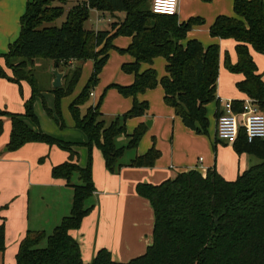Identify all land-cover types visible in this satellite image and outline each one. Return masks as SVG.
Segmentation results:
<instances>
[{
  "label": "trees",
  "instance_id": "16d2710c",
  "mask_svg": "<svg viewBox=\"0 0 264 264\" xmlns=\"http://www.w3.org/2000/svg\"><path fill=\"white\" fill-rule=\"evenodd\" d=\"M68 1L27 0L20 17L19 35L8 45L7 52L0 55L12 73L8 76L0 68V77L18 84L24 80L31 87L24 113L0 108V133L6 118L11 123L8 150L34 141L57 145L74 156L69 143L33 130L23 121L27 117L37 123L34 97L46 90L35 76L38 59L52 60L67 68L62 85L49 88L55 94L60 126L64 123L59 101L72 93L81 73L80 66L72 68L68 63L93 61L91 75L70 102L69 112L75 127L86 135L89 154L96 146L111 173L124 165L152 167L160 157L154 144L144 154H136L146 131L145 123L137 125L131 133L126 131L127 118L143 116L148 110V102L138 101L137 95L157 85L163 89L164 103L173 108L186 127L198 134L207 133L205 106L215 99L220 49L217 44L204 47L197 39H187L188 31L202 23V18L190 17L179 22L176 15L154 13L150 0H82L65 10ZM92 9L111 17L122 13L123 17L115 18L110 29H87L84 24ZM233 11L235 16L217 15L209 33L235 40L236 61L232 63L226 54L225 66L228 71L243 75L236 83L237 89L264 114V79L250 52L252 48L264 54V0H233ZM120 35L131 39L122 52L132 60L122 63L121 70L132 74L133 81L129 85L110 86L122 96L131 97L132 105L125 114L106 124L99 111L101 98L85 113L80 107L99 82L109 50L116 49L112 41ZM159 56L165 59L164 76L158 78L151 67L140 70L142 63L150 65ZM241 106L242 101L232 102L234 111H240ZM123 140L125 144L119 145ZM231 144L236 152H247L259 159L232 181L225 180L212 168L205 173L185 170L158 184L136 185L137 194L148 199L153 209V241L143 254L126 262L115 261L108 250L99 249L86 263L79 243L70 234V230L80 227L93 207L91 156L83 167L71 160L52 166L51 176L64 179L73 188L70 212L50 233L28 229L19 243L16 264H264V138L248 142L240 129ZM128 150L132 155L125 162L122 157ZM0 247H3L2 227Z\"/></svg>",
  "mask_w": 264,
  "mask_h": 264
},
{
  "label": "crops",
  "instance_id": "0c3cea01",
  "mask_svg": "<svg viewBox=\"0 0 264 264\" xmlns=\"http://www.w3.org/2000/svg\"><path fill=\"white\" fill-rule=\"evenodd\" d=\"M26 1L0 0V55L7 52L8 45L19 35L20 17L25 11ZM232 5L233 0H211L208 3L200 0H178L176 16L179 22L189 16L209 14L206 19L208 24L204 27L192 26L187 33V39H197L204 47L217 44L220 49L215 99L205 106L208 134H198L182 123L180 117L174 113L173 108L164 103L162 87L148 89L137 95L138 101L145 100L148 102V110L143 116L130 118L126 126L133 128L138 122L150 120V125L147 126L146 123L145 125L148 129L151 128L150 133L158 137L159 141L153 144L156 145L155 147L161 154L152 167L124 165L118 172L111 173L104 165L101 151L98 148L94 150L92 166L94 192L91 199L93 207L82 219L80 227L70 230V234L79 243L84 262H90L99 249L108 250L115 261L126 262L143 254L147 247L152 244L153 209L148 199L137 194L136 185L138 183L158 184L165 179L174 178L179 172L185 170L195 169L205 173L207 169L212 168L225 180L232 181L238 174L259 162L257 157L247 152H236L231 143L218 139L216 135V114L223 110V102L228 99L232 102L243 101L247 98L236 87V83L243 79V75L230 71L228 74L222 68L221 51L224 45L231 48V51L233 47L229 58L232 63L236 61L235 40L211 35L208 38L204 32L206 29L209 31V27L217 15L232 16L234 13ZM90 11L97 10L92 9ZM97 13L99 12L97 11ZM103 16L107 15L102 14V18L98 16L96 22H101ZM108 20L110 22L104 29H110L112 20L110 18ZM117 37L112 41L116 48H118L115 42ZM125 37L127 47L131 39L128 36ZM112 50H109V55ZM250 52L258 73L263 75L264 79V54L256 52L252 48H250ZM156 58L150 65L142 63L140 70L153 68ZM131 60L132 58L129 56L127 60L121 62V65ZM163 60L165 62L164 58ZM79 62L71 60L68 64L73 68L79 66ZM37 64L38 62H36ZM52 66H55L54 62ZM105 66L106 64L103 69ZM0 68L6 75L11 76V70L6 67L1 56ZM58 69L59 71H67V68L62 65L58 66ZM126 75L128 80L125 84L129 85L133 81V76L132 74ZM52 78L53 74H51V81ZM44 89H46L44 91L49 90V88ZM43 92H41V96ZM72 93L63 98L70 97ZM30 96L31 87L27 81L22 80L18 84L0 77L1 109L22 114L25 110L24 103ZM90 98H92V106H95L98 99L95 89L92 90ZM126 98L132 100L131 97ZM122 104L124 111L130 106V100L124 99ZM123 111L120 110L119 113ZM68 113L70 117L69 110ZM101 114L102 117L106 115L103 112ZM66 117L68 118L67 114ZM23 121L33 130H41L42 128L39 123H35L27 117H23ZM70 123L71 126L74 121H70ZM10 129V120L6 118L0 133V227L3 229L0 264H15V255L19 243L28 229L47 232L45 226L50 225V227L52 226L51 232L59 224L62 217L69 214L73 188L64 179L51 176L52 166L70 160L79 166H85L83 148L76 152L75 148L72 147L74 156L71 157L69 151L56 145L33 141L10 151L6 148ZM60 133L63 137L69 136L64 131ZM77 136L79 140H84L83 135ZM140 141L136 147V154L138 155L144 154L150 144V141H142L143 143ZM131 155L124 161L127 162Z\"/></svg>",
  "mask_w": 264,
  "mask_h": 264
},
{
  "label": "rangeland",
  "instance_id": "374dc122",
  "mask_svg": "<svg viewBox=\"0 0 264 264\" xmlns=\"http://www.w3.org/2000/svg\"><path fill=\"white\" fill-rule=\"evenodd\" d=\"M81 1L82 0H69L64 5V8H65V10H67L72 5L77 4ZM205 3H208V2H205ZM232 11H233V5H232ZM98 16H100L102 18V14L100 12L97 13V11H90L89 18L84 24L85 28L92 29V30L104 29L108 26V23L110 22V20H108V18H110L113 22V21H115L114 20L115 18L119 19V18L123 17L122 14H119V13L113 14L112 17L108 14L107 16H103V19L101 22H96ZM208 16H209V14H207V13L204 14V16H189L187 19H185L183 21L188 20L190 17H200L203 19V22L199 23V24H195V25L204 27L208 24V22L206 21ZM229 16H231V15H229ZM232 16H235V13H233ZM63 18L64 17L58 19L57 24H60V22L63 20ZM204 32H205V35L209 38L210 37L209 31H207V29H206ZM115 42H116L118 48L113 49L111 51V53L108 57L106 66L100 74L99 82L94 86V89L96 90V93L98 95V99H97L96 104L98 103V100L101 98V102L99 104V111L103 112V114L104 113L106 114V115H104V117L101 118L104 120L105 123L111 122L117 116H122L131 108V105H132V100L130 98H126V97L122 96L116 88L110 86L111 84L126 85L125 83L128 80V76L126 75V73H124L121 70V62H123L124 60H127L129 58V56L127 54L122 52V50H124L126 48V37L125 36H119L116 38ZM232 51H233V47H232ZM232 51H231V48H229L227 45H224L223 50L221 51V53H222V68L228 74L230 72L227 70V68L225 66V56L227 54L228 56L231 57ZM158 61H162V62H158ZM36 62H38V64L36 65V70H35V76H36L37 80L39 81L41 86H43L45 88H50L51 87L50 81H51V74H52L51 70L53 68L52 63L54 61L47 60V59H38ZM160 63H162V64H160ZM79 64H80L79 66L81 67V73H80L79 79L77 81L76 87H75L72 95L68 98H61L59 101V112H60V116L63 120L64 126L59 125L58 114L55 111V94L50 90L44 91L42 96L39 94V95H36L34 97L33 113L36 116L37 123H39L40 126L42 127L40 130L42 133H44V134L48 135L49 137H52L56 140H60V141L69 143L72 147L75 148L76 152H79V149L83 148L85 151V165L87 164L88 159H89V155H90L91 156V158H90L91 159V167H92L93 161H94L93 153H94V150L97 149V147L96 146L92 147L90 154H89L88 147L85 144L87 141L86 135L84 134L83 131L82 132L79 131L80 129L77 130L78 128L77 129L75 128L74 123L70 126V124H71L70 121L73 122V120H72L71 116L69 117V113H68L69 104H70L69 101L72 99V97L75 98L80 93V91L82 90L83 86L86 84V82H87L88 78L90 77L91 72L93 70V61L91 59L80 61ZM153 69H155L159 78H161L162 76H164L166 74L165 62H164L163 58L157 57L155 59V61L153 63ZM158 87L161 88L160 85L156 86V88H158ZM124 99L130 100V106L128 107V109L123 111L124 107H123L122 101ZM92 103H93L92 98L89 97L88 101L85 102L83 105H81V107H80L81 112L85 113L87 108L89 106H92ZM48 110H51V112L49 113ZM120 110L123 112L119 113ZM64 112H65V114H64ZM66 114L68 115V118L66 117ZM128 120H130V118H127L126 123ZM141 123H146V122H141ZM139 124H140V122H138L136 125H134L133 128H130V127L127 128V126H126L127 132H132L134 130V128ZM62 131H64L65 133H68L69 136L68 135L66 137L61 136L60 132H62ZM150 131H151V128L148 129V127L146 126L145 134H143L144 137L143 138L141 137L142 140L140 141V143H143L142 141H147V142L150 141V144L147 147L148 149L153 145V143H155L156 141H159L158 137L154 136V134L150 133ZM206 134H208V128H207V133H205L204 135H206ZM77 135H83L84 140H79ZM43 143H45V142H43ZM118 144L119 145L125 144V140L119 142ZM129 155H131L130 150H128L125 153V155L122 157V159L127 160ZM45 228H46L45 230L47 232H50L52 226L51 227H50V225L45 226ZM42 245H44V242L42 243ZM15 264H16V258H15Z\"/></svg>",
  "mask_w": 264,
  "mask_h": 264
},
{
  "label": "built area",
  "instance_id": "2783aa9c",
  "mask_svg": "<svg viewBox=\"0 0 264 264\" xmlns=\"http://www.w3.org/2000/svg\"><path fill=\"white\" fill-rule=\"evenodd\" d=\"M150 6L154 13L176 15L178 0H150ZM240 129H243L248 142L264 138V114L248 97L242 101L239 112L233 110L231 100L224 101L223 110L216 118L217 138L226 143H233Z\"/></svg>",
  "mask_w": 264,
  "mask_h": 264
},
{
  "label": "water",
  "instance_id": "95a60500",
  "mask_svg": "<svg viewBox=\"0 0 264 264\" xmlns=\"http://www.w3.org/2000/svg\"><path fill=\"white\" fill-rule=\"evenodd\" d=\"M59 64L56 62L55 66L52 68V74H53V79L51 81V85L53 88L60 87L62 85V80L64 77V71H59L58 69ZM146 125H150V120L146 121Z\"/></svg>",
  "mask_w": 264,
  "mask_h": 264
}]
</instances>
